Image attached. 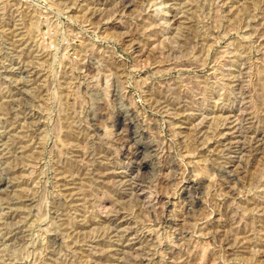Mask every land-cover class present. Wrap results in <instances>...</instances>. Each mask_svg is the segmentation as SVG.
I'll use <instances>...</instances> for the list:
<instances>
[{
  "label": "rangeland",
  "instance_id": "374dc122",
  "mask_svg": "<svg viewBox=\"0 0 264 264\" xmlns=\"http://www.w3.org/2000/svg\"><path fill=\"white\" fill-rule=\"evenodd\" d=\"M0 264H264V0H0Z\"/></svg>",
  "mask_w": 264,
  "mask_h": 264
},
{
  "label": "bare ground",
  "instance_id": "6f19581e",
  "mask_svg": "<svg viewBox=\"0 0 264 264\" xmlns=\"http://www.w3.org/2000/svg\"><path fill=\"white\" fill-rule=\"evenodd\" d=\"M118 124H122L120 121H118ZM71 137V136H70ZM72 138V137H71ZM77 139L78 137H74V139ZM68 171V170H67ZM72 174V173H71ZM197 187L195 186V182L193 180H190L188 182V184L185 186V190H184V194H186L187 192L191 191V189L195 190ZM193 192V191H192ZM191 192V193H192Z\"/></svg>",
  "mask_w": 264,
  "mask_h": 264
}]
</instances>
